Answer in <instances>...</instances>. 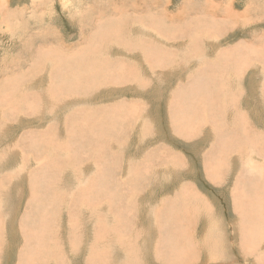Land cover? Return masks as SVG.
<instances>
[{
	"label": "rangeland",
	"instance_id": "rangeland-1",
	"mask_svg": "<svg viewBox=\"0 0 264 264\" xmlns=\"http://www.w3.org/2000/svg\"><path fill=\"white\" fill-rule=\"evenodd\" d=\"M0 264H264V0H0Z\"/></svg>",
	"mask_w": 264,
	"mask_h": 264
},
{
	"label": "crops",
	"instance_id": "crops-1",
	"mask_svg": "<svg viewBox=\"0 0 264 264\" xmlns=\"http://www.w3.org/2000/svg\"><path fill=\"white\" fill-rule=\"evenodd\" d=\"M260 96H262V95H260ZM259 99H261V100H263V98L262 97H260ZM250 102V101H249ZM249 102H247V104L249 103ZM244 113V112H243ZM246 116H249V114H247V113H244ZM251 125H253L250 121L248 122V123H243V124H239L238 126H239V128H241V130L242 131H245V130H247L248 129V126H251ZM233 126H235L234 124L232 125V127ZM239 130H237V131H235L236 132V134L238 135L239 134V132H238ZM233 137V140H232V144L233 145H237V144H239V141H238V139L236 138V136L234 137V136H232ZM243 137V136H242ZM242 141H244V140H242ZM241 141V142H242ZM240 142V143H241ZM245 142H246V144L247 143H250V140H249V136L247 135V140L245 139ZM239 158H245V156L244 157H239ZM237 168H239L240 169V167L238 166ZM238 169V170H239ZM260 228V227H259Z\"/></svg>",
	"mask_w": 264,
	"mask_h": 264
},
{
	"label": "bare ground",
	"instance_id": "bare-ground-1",
	"mask_svg": "<svg viewBox=\"0 0 264 264\" xmlns=\"http://www.w3.org/2000/svg\"><path fill=\"white\" fill-rule=\"evenodd\" d=\"M100 29V28H99ZM207 34V33H206ZM95 48V47H94ZM95 52V51H94ZM133 54V53H132ZM134 55V54H133ZM141 59V58H140ZM24 79V78H23ZM124 84V83H123ZM48 85V84H47ZM159 98V97H157ZM27 101V100H26ZM121 103V102H120ZM117 105V104H116ZM108 112V111H107ZM104 123V122H103ZM167 128V127H166ZM10 130V129H9ZM180 132V131H179ZM184 132V131H183ZM122 142V141H121ZM223 166V165H222ZM262 167V166H261ZM226 171V170H225ZM191 184V183H190ZM191 197V196H190ZM108 234V233H107ZM210 252V251H209Z\"/></svg>",
	"mask_w": 264,
	"mask_h": 264
}]
</instances>
